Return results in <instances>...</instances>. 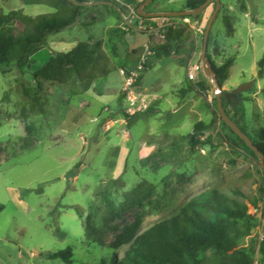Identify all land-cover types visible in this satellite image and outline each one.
I'll return each mask as SVG.
<instances>
[{"label": "rangeland", "instance_id": "374dc122", "mask_svg": "<svg viewBox=\"0 0 264 264\" xmlns=\"http://www.w3.org/2000/svg\"><path fill=\"white\" fill-rule=\"evenodd\" d=\"M188 1L153 0L142 11L190 10ZM144 2L87 0L79 22L50 35L31 53L29 66H0V264H65L51 255L68 248L73 264H121L126 248L111 246L127 224L142 215L144 232L208 189L249 206L255 226L245 247L254 264H263L264 171L222 120L201 59L216 2L207 6L212 14L202 25L196 15L182 17L174 30L186 31L173 44L167 31L137 26ZM220 2L207 55L217 67L232 61L219 83L226 110L264 143V76H258L264 0ZM75 5L76 0H0V32L31 34L42 17L66 16ZM80 43L95 51V59L79 75L63 55ZM145 62L152 69L143 72L140 85L158 98L147 111L128 116L127 78ZM197 64L202 68L191 79L188 72ZM43 68L66 82L36 81ZM247 84L250 89L236 93ZM119 177L122 186L111 181ZM87 223L103 245L88 241Z\"/></svg>", "mask_w": 264, "mask_h": 264}, {"label": "trees", "instance_id": "16d2710c", "mask_svg": "<svg viewBox=\"0 0 264 264\" xmlns=\"http://www.w3.org/2000/svg\"><path fill=\"white\" fill-rule=\"evenodd\" d=\"M86 1L76 0L78 5L66 16L55 14L42 17L31 34L17 37L9 31L0 32V66H7L11 62H16L20 70L29 66L31 53L46 45L50 35L70 29L79 22L82 4ZM206 1L189 0L185 9H197ZM185 31V28L169 29L165 33L168 43H176ZM155 54L158 58L162 56L158 50H155ZM94 56L95 51L89 49L88 44L80 43L63 55V61L80 75L85 73L88 64L95 59ZM208 58L210 60L209 56ZM211 64L217 82L222 83L227 77L232 61L220 67L215 66L212 61ZM144 66V72L152 69L149 62H145ZM258 67V76L263 77L264 57L259 61ZM142 75L140 79L143 78ZM92 77L93 75L90 76ZM34 79L59 80L63 84L66 82L61 74L47 68L37 71ZM24 92L26 96H30V91L25 85ZM224 106L226 108L225 102ZM233 121L264 154V143L249 135L240 120ZM236 137L247 151L256 155L238 135ZM82 165L83 161H80L74 166V177L79 174ZM111 181L118 186L123 185L120 177ZM98 195L100 194L97 193ZM3 208L4 206L0 205V211ZM248 211L249 206L246 203L232 198L220 189H208L188 201L178 214L144 232H141L143 216H138L116 234L111 247L126 248L121 264H254L252 253L245 247V240L252 235L255 226V220ZM86 225L85 234L88 241L103 245L102 239L94 237L95 227L89 223ZM260 254L264 261V237L260 244ZM51 258H61L65 264L74 262V254L70 248L51 255Z\"/></svg>", "mask_w": 264, "mask_h": 264}, {"label": "water", "instance_id": "95a60500", "mask_svg": "<svg viewBox=\"0 0 264 264\" xmlns=\"http://www.w3.org/2000/svg\"><path fill=\"white\" fill-rule=\"evenodd\" d=\"M152 1L153 0H145V2L143 4H141V6L138 8V11H137L138 14L143 16V17H147V18L161 17V16H172V17L194 16V15H197L199 12H201L203 9H205L211 2H213V1L216 2V9H215L213 15L211 16V18L208 22V26L206 28L205 36H204L203 49H202V54H201V59H202V63L204 66V72H205L206 76L210 79V81H211V83L215 89V95H216L218 110H219V113L221 115L222 120L256 154V156L258 157V159L262 165L263 171H264V154L253 143V141L248 137V135L246 133H244L242 131V129L228 115L227 110L224 106V102H223V90L216 80L214 68L211 64V61L209 60V58L207 56L210 30L212 28V25H213L215 18L217 17V15L219 13V10L221 8L220 0H207L198 9H194V10H185V11H180V12L144 13L142 11V7H144L145 5L149 4ZM251 86H252V84L243 85L241 88H239V90L236 93L244 92V91L250 89ZM263 264H264V261H263Z\"/></svg>", "mask_w": 264, "mask_h": 264}, {"label": "built area", "instance_id": "2783aa9c", "mask_svg": "<svg viewBox=\"0 0 264 264\" xmlns=\"http://www.w3.org/2000/svg\"><path fill=\"white\" fill-rule=\"evenodd\" d=\"M182 20V17L161 16L147 18L139 14L134 19L140 29L148 27L150 29V32L157 33L166 32L169 29H175L179 26ZM201 68L202 66L199 64L192 67L188 72L189 78H195L196 73L199 72ZM144 71L145 66L141 65L137 72L133 73L127 78L124 111L128 116H135L137 114L147 111L157 101V95L148 92L147 90L143 89V87L140 85V77ZM263 237L264 226L261 232V239H263Z\"/></svg>", "mask_w": 264, "mask_h": 264}, {"label": "crops", "instance_id": "0c3cea01", "mask_svg": "<svg viewBox=\"0 0 264 264\" xmlns=\"http://www.w3.org/2000/svg\"><path fill=\"white\" fill-rule=\"evenodd\" d=\"M163 12H180V10H164ZM212 12L210 10V7H207L202 12L198 13L194 19L199 23L200 25L204 24L205 21L208 20V18L211 16Z\"/></svg>", "mask_w": 264, "mask_h": 264}]
</instances>
